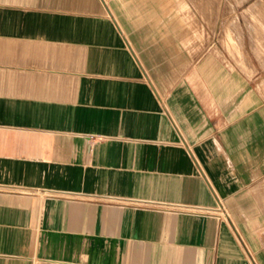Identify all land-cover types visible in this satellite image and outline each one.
Returning a JSON list of instances; mask_svg holds the SVG:
<instances>
[{
    "label": "crops",
    "instance_id": "0c3cea01",
    "mask_svg": "<svg viewBox=\"0 0 264 264\" xmlns=\"http://www.w3.org/2000/svg\"><path fill=\"white\" fill-rule=\"evenodd\" d=\"M176 3L0 0V264H264V62Z\"/></svg>",
    "mask_w": 264,
    "mask_h": 264
},
{
    "label": "rangeland",
    "instance_id": "374dc122",
    "mask_svg": "<svg viewBox=\"0 0 264 264\" xmlns=\"http://www.w3.org/2000/svg\"><path fill=\"white\" fill-rule=\"evenodd\" d=\"M162 1V0H156ZM177 7L201 18L204 34H217L219 49L225 57H249L255 65L264 62V11L258 0H176ZM158 6V4H156ZM194 17V16H193ZM231 34L236 40L231 41ZM230 40V41H229ZM241 41V45L238 43ZM239 44V46H238ZM251 77L252 87L264 78V68L236 69Z\"/></svg>",
    "mask_w": 264,
    "mask_h": 264
},
{
    "label": "bare ground",
    "instance_id": "6f19581e",
    "mask_svg": "<svg viewBox=\"0 0 264 264\" xmlns=\"http://www.w3.org/2000/svg\"><path fill=\"white\" fill-rule=\"evenodd\" d=\"M256 7L260 8V10L264 11V0H258Z\"/></svg>",
    "mask_w": 264,
    "mask_h": 264
}]
</instances>
